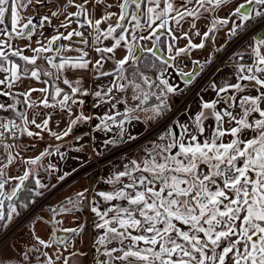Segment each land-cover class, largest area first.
Here are the masks:
<instances>
[{
	"label": "snow or ice",
	"instance_id": "1",
	"mask_svg": "<svg viewBox=\"0 0 264 264\" xmlns=\"http://www.w3.org/2000/svg\"><path fill=\"white\" fill-rule=\"evenodd\" d=\"M213 65L198 108L173 109ZM166 114L108 190L39 205L82 126L109 149ZM21 218L20 264H264V0H0V232Z\"/></svg>",
	"mask_w": 264,
	"mask_h": 264
},
{
	"label": "crops",
	"instance_id": "2",
	"mask_svg": "<svg viewBox=\"0 0 264 264\" xmlns=\"http://www.w3.org/2000/svg\"><path fill=\"white\" fill-rule=\"evenodd\" d=\"M203 27V25H201ZM220 41H223V34H221ZM211 46L204 50H198L194 52L193 58H199L203 59L205 56L208 55V52L210 50ZM116 58H119L123 55L122 50H118L116 52ZM93 58H95V53H92ZM107 68H111L112 64L109 62L106 65ZM183 67V66H182ZM192 65L191 63H188L185 67V70H191ZM229 72V69H226ZM75 76H84L86 78V86L90 90H94L95 86L97 84H101L100 80H93L91 78V73H83V72H77L74 73ZM207 82V81H205ZM26 84H31L33 87H40L41 85L32 82V81H26ZM206 84V83H204ZM106 86V85H105ZM202 95V94H201ZM38 98V94H37ZM177 96H172V100H177ZM198 99V98H197ZM93 98L88 99V104L86 107H88L89 112L91 113L93 110L89 107L92 104ZM199 102V99H198ZM198 102L196 104H198ZM107 108V105L101 107L99 111L102 113ZM138 132L141 135V138L138 140L139 143H137V146H142L147 142V139H144L148 134V131L145 130V126L143 124L136 127L134 134ZM87 134V135H85ZM157 133H153L152 136L155 137ZM73 135H85V138L76 144V146L80 147V151L72 150L68 153V158L64 161H55L58 162L60 165V168L62 171H71L72 169H76L77 171L72 174L70 177H68L64 182H62L58 187L52 188L53 184H56L55 178L51 180L49 183V188L45 190V197L42 202L39 203V205H43L46 209L48 204L55 205L60 200L64 199L66 196L72 194L75 191H79L81 189V186L87 187L89 183L94 182L97 178V171L93 168H85L86 161L91 157V159L97 160V158H101V163L106 164L107 162H110V158L112 156H109L108 153L115 151L118 147L104 149L103 144L101 141L105 139L104 133H89L88 126H82L81 130L74 133ZM95 136V139L92 138V136ZM117 139H119L117 137ZM146 140V142H144ZM45 142L47 143H53L50 137H45ZM71 146V145H69ZM44 147V143H41L37 151L42 149ZM97 148H99L100 151L104 152V155L97 156ZM30 155L34 153H29ZM108 165V164H107ZM113 165H108L107 168L109 169ZM39 210V206L37 208ZM45 216L48 215L47 211L43 213ZM65 226H72L71 224V218H69V222ZM46 227L45 225H40L37 228V231H39L41 234H43V229ZM92 234V229L88 228V230L85 232L84 236L82 237V243L78 245V247L83 248L85 251H87L89 245L91 244L90 236ZM33 241L29 238V231L28 227L26 225L25 218H21L17 220L15 223L12 224L10 228H8L6 231L0 232V264H5V261L10 260V264H20L19 260L16 258L15 253L17 251H23L28 247H31Z\"/></svg>",
	"mask_w": 264,
	"mask_h": 264
},
{
	"label": "rangeland",
	"instance_id": "3",
	"mask_svg": "<svg viewBox=\"0 0 264 264\" xmlns=\"http://www.w3.org/2000/svg\"><path fill=\"white\" fill-rule=\"evenodd\" d=\"M230 51V50H229ZM227 55V54H226ZM221 67L224 68V72L223 75H229L230 73L226 70L227 64L226 61L224 64L220 65ZM215 70V68H211L209 71H207L208 75L206 77V79L203 77L199 83L195 82L191 88L189 90H187L183 95H178L177 100H172V97L169 98V103L172 105L173 109L176 108H183L185 105H191V108L193 110H196L198 108L199 102H198V96L197 93L200 91L201 87L204 86V83H207L205 81L208 80V77L211 75V73ZM205 79V80H204ZM107 86V85H106ZM203 95V93H201ZM198 102V104H196ZM168 115L166 114L165 117H161V124L160 125H152L150 126V130H148V134L144 139L148 140H152L155 137L152 136L153 133H157L160 128L163 127V124L167 121L168 119ZM139 140V139H138ZM137 141L131 143V144H125L122 145L120 147H118L115 151L108 153L109 156H112L109 160L110 162L106 163V164H101V158H97V160L91 159V157L86 161V166L85 168H93L97 171V178L94 182L89 183V185L87 187L89 188H94L96 190H108L109 189V185L105 184V183H100V179L102 177H107L111 171L110 167L109 169L107 168L108 165H113L115 167H119L121 165L122 162H126V157L129 155H135L139 153V149L143 146H137L136 144L139 143ZM146 142V140L144 141ZM108 164V165H107ZM90 218V217H89Z\"/></svg>",
	"mask_w": 264,
	"mask_h": 264
},
{
	"label": "built area",
	"instance_id": "4",
	"mask_svg": "<svg viewBox=\"0 0 264 264\" xmlns=\"http://www.w3.org/2000/svg\"><path fill=\"white\" fill-rule=\"evenodd\" d=\"M225 55H226V54H225ZM216 66H217V65H213L211 68H215ZM211 68H209L207 71H209ZM207 73H208V72H205L204 75H203V77H204L205 79H206V77H207V75H208ZM108 79H110V78H108ZM205 79H204V80H205ZM200 80H201V79H199V80L197 81V83H199ZM100 82H101V84L108 85V80H107V79H106V80H100ZM42 201H43V200H40L39 203L42 202Z\"/></svg>",
	"mask_w": 264,
	"mask_h": 264
}]
</instances>
